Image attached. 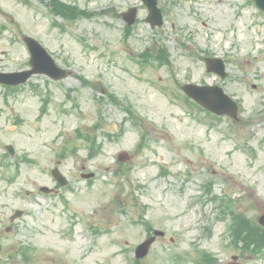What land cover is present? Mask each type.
Returning <instances> with one entry per match:
<instances>
[{
	"label": "rangeland",
	"instance_id": "1",
	"mask_svg": "<svg viewBox=\"0 0 264 264\" xmlns=\"http://www.w3.org/2000/svg\"><path fill=\"white\" fill-rule=\"evenodd\" d=\"M29 1L0 0V71L28 67L26 34L69 75H34L15 90L0 86V155L5 144L16 150L0 169V264H132L147 236L141 214L165 235L139 264H190L201 250L218 264H236L233 255L238 264H264L229 244V222L220 216V198L248 216L264 211V14L251 0H160L163 24L151 28L141 0H63L92 15L72 25L58 19L60 29L46 5ZM130 6L137 19L125 37L119 15ZM159 47L169 63H137L143 50ZM207 56L223 60V79L206 71ZM79 77L121 105L106 96L97 102L98 91ZM186 82L222 87L238 102L239 120H211L172 100ZM77 130L94 135L99 152L90 157ZM123 151L130 159L119 163ZM56 166L68 184L58 195L39 192L53 187ZM17 208L24 214L7 229Z\"/></svg>",
	"mask_w": 264,
	"mask_h": 264
},
{
	"label": "water",
	"instance_id": "2",
	"mask_svg": "<svg viewBox=\"0 0 264 264\" xmlns=\"http://www.w3.org/2000/svg\"><path fill=\"white\" fill-rule=\"evenodd\" d=\"M144 4L147 6L149 14L147 20L151 22L152 25H160L161 20V11L157 8V0H142ZM256 4L259 7L264 8V0H255ZM136 10L132 9L130 10L129 14L131 19L129 20V23L133 22V18L135 15ZM29 51L31 54L30 57V70L18 72V73H0V83L9 84V85H16L18 83L24 82L30 75L33 73H44L48 76L52 77L53 79H59L63 76H65V71L60 69L56 66L53 59L50 55L47 54V52L41 47V45L35 41L34 39L30 37H24L23 38ZM190 96H192L194 99L199 101L204 107L220 111V112H229L231 114H235L236 108L232 107H223L222 104H219L220 101L210 102L206 99V97L201 94L202 91H205L206 88H197L194 86H186L184 89ZM219 97L221 99H224V101L228 102V99L222 95L219 94ZM55 177L58 178V173L53 170L52 172ZM92 174L86 175V177H90ZM45 190V189H42ZM21 212H17V215L19 216ZM156 235H161V232H155ZM153 241V238H150L143 242L140 246L136 249V257H143L146 255L149 245Z\"/></svg>",
	"mask_w": 264,
	"mask_h": 264
},
{
	"label": "trees",
	"instance_id": "3",
	"mask_svg": "<svg viewBox=\"0 0 264 264\" xmlns=\"http://www.w3.org/2000/svg\"><path fill=\"white\" fill-rule=\"evenodd\" d=\"M49 2L51 5V11L56 15H60L66 20H74L77 16L84 15V11L78 9L75 6L65 4L59 0H49ZM160 54L161 56L164 55V50H161ZM89 141L91 145L95 144V138L89 139ZM206 259L209 264L212 263V260L208 258L207 255Z\"/></svg>",
	"mask_w": 264,
	"mask_h": 264
},
{
	"label": "flooded vegetation",
	"instance_id": "4",
	"mask_svg": "<svg viewBox=\"0 0 264 264\" xmlns=\"http://www.w3.org/2000/svg\"><path fill=\"white\" fill-rule=\"evenodd\" d=\"M1 164H2V163H1V160H0V169L3 168V166H2ZM55 191H58L57 188H55Z\"/></svg>",
	"mask_w": 264,
	"mask_h": 264
}]
</instances>
